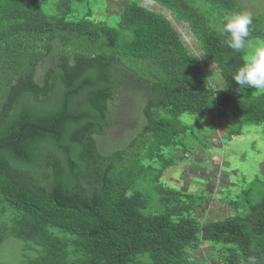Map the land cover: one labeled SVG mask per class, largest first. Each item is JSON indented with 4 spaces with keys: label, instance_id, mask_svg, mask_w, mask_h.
Returning <instances> with one entry per match:
<instances>
[{
    "label": "trees",
    "instance_id": "trees-1",
    "mask_svg": "<svg viewBox=\"0 0 264 264\" xmlns=\"http://www.w3.org/2000/svg\"><path fill=\"white\" fill-rule=\"evenodd\" d=\"M38 4L0 0V202L22 213L12 234L37 247L30 264H69L68 244L78 264H195L201 242L220 246L225 264H264V192L252 203L245 191L242 215L199 225L179 215L183 206L146 216L141 193L129 191L143 149L150 158L184 131V114L208 111L206 81L173 27L134 4L117 28L50 21ZM197 37L232 94L242 51L220 34ZM262 37L253 19L249 39ZM239 114L264 123V94Z\"/></svg>",
    "mask_w": 264,
    "mask_h": 264
},
{
    "label": "rangeland",
    "instance_id": "rangeland-1",
    "mask_svg": "<svg viewBox=\"0 0 264 264\" xmlns=\"http://www.w3.org/2000/svg\"><path fill=\"white\" fill-rule=\"evenodd\" d=\"M37 1L39 12L41 10L50 21L62 17L69 21L88 17L94 23L114 28L118 27L127 5L140 6L167 21L188 55L198 62L206 81L208 111L203 116L184 114L179 119L184 131L171 145L152 150L150 158L146 156L148 148L143 149V171L129 188V191L141 193L143 214L153 216L169 207L183 206L179 215L201 225L242 215L246 205L238 201L246 196L245 191L252 203L260 201L264 187L254 179L264 180V123L244 122L240 120L239 111L264 92L250 88L240 91L238 86L235 92L226 95L218 65L209 61L199 49L197 33L203 30L208 34H220L222 17L234 11L250 13L264 33V0H228L232 9L219 0H179L181 6L178 7L158 0ZM59 3L69 4L66 13L60 12ZM27 9L34 11L30 6ZM250 40H264V37ZM242 56L245 60L244 51ZM235 201L236 207L232 203ZM180 216L175 215V219ZM20 222L22 213L0 202V264H30L38 258L35 245L12 234V228ZM50 234L64 241L63 235L56 230L50 229ZM223 253L220 246L201 242L192 256L195 264H225ZM64 254L69 264H78L80 255L71 244L66 245ZM141 261L147 263L146 259Z\"/></svg>",
    "mask_w": 264,
    "mask_h": 264
},
{
    "label": "clouds",
    "instance_id": "clouds-1",
    "mask_svg": "<svg viewBox=\"0 0 264 264\" xmlns=\"http://www.w3.org/2000/svg\"><path fill=\"white\" fill-rule=\"evenodd\" d=\"M252 23L253 17L250 13L234 11L222 17L219 31L229 48L246 53L245 61L232 76L239 86L238 90L254 88L264 92V40L249 39ZM248 264H258L256 257H250Z\"/></svg>",
    "mask_w": 264,
    "mask_h": 264
}]
</instances>
